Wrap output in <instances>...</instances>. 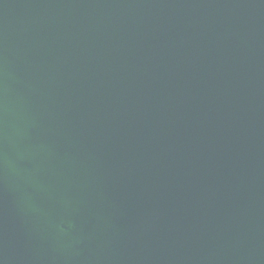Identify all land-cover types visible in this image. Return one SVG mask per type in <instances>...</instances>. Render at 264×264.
Wrapping results in <instances>:
<instances>
[{"label": "water", "instance_id": "water-1", "mask_svg": "<svg viewBox=\"0 0 264 264\" xmlns=\"http://www.w3.org/2000/svg\"><path fill=\"white\" fill-rule=\"evenodd\" d=\"M0 264H264V0H0Z\"/></svg>", "mask_w": 264, "mask_h": 264}]
</instances>
